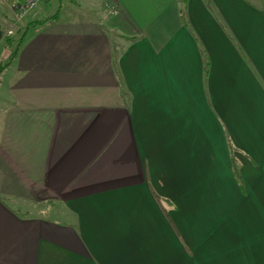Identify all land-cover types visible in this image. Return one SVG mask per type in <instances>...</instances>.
Returning a JSON list of instances; mask_svg holds the SVG:
<instances>
[{
	"label": "crops",
	"instance_id": "0c3cea01",
	"mask_svg": "<svg viewBox=\"0 0 264 264\" xmlns=\"http://www.w3.org/2000/svg\"><path fill=\"white\" fill-rule=\"evenodd\" d=\"M39 7L0 75V264H264V0Z\"/></svg>",
	"mask_w": 264,
	"mask_h": 264
},
{
	"label": "rangeland",
	"instance_id": "374dc122",
	"mask_svg": "<svg viewBox=\"0 0 264 264\" xmlns=\"http://www.w3.org/2000/svg\"><path fill=\"white\" fill-rule=\"evenodd\" d=\"M17 1H21V2H23L24 0H14L13 2H12V5H11V9H12V18L11 19H9V20H7V21H4V23H3V26H4V31H3V33H4V37H11L12 39H13V45H12V47H15V45H16V43H17V41H18V39L22 36V34L24 33V30L22 29V28H20V25L24 22V21H26V20H28V19H30V18H32V14L34 13V12H36V10L38 9V8H40L39 6L41 5V3H42V1L39 3V4H37L32 10H30V12H27V13H25V15H23V16H20L18 13H17V8L15 7V5H16V3H17ZM44 2V1H43ZM32 15V16H31ZM35 15V14H34ZM4 39V38H3ZM3 46H4V49H6L7 51H6V55H8L9 54V51L11 52L12 51V49L13 48H10V49H8L7 47H5V41L3 40ZM9 58V56H7V58H5V60L4 61H6L7 59ZM15 207H17V208H21V205H20V203H17V202H15ZM23 208H25V210L26 209H28V210H30V212H32V213H35V212H39L40 211V209L41 208H39V207H36V206H33V205H27V206H25V207H23ZM45 214L47 215V216H49V217H52V218H55V214L53 215V214H48V212H45ZM230 236H231V238H230V240H228V244L229 245H231V246H233V233H230ZM250 245V241H248L247 243H245V242H243V248L244 249H246L247 250V248L246 247H248ZM233 248V247H232ZM248 255H250V254H248ZM227 256H229V255H227ZM244 256H246V255H244ZM225 259V258H224Z\"/></svg>",
	"mask_w": 264,
	"mask_h": 264
},
{
	"label": "trees",
	"instance_id": "16d2710c",
	"mask_svg": "<svg viewBox=\"0 0 264 264\" xmlns=\"http://www.w3.org/2000/svg\"><path fill=\"white\" fill-rule=\"evenodd\" d=\"M24 37H25V35L22 34V36L18 39L15 47H12L13 39L11 37H4L5 47H7L8 49H10V48H13V49L11 52L9 51V54H8L9 58L6 61L0 60V75L3 73V71L5 69H7L9 66H11L14 58L17 55L18 50L20 49V47L24 41ZM234 174L236 176L237 181L240 183V186H242V188H243L242 178H241L239 170L236 167L234 168Z\"/></svg>",
	"mask_w": 264,
	"mask_h": 264
},
{
	"label": "built area",
	"instance_id": "2783aa9c",
	"mask_svg": "<svg viewBox=\"0 0 264 264\" xmlns=\"http://www.w3.org/2000/svg\"><path fill=\"white\" fill-rule=\"evenodd\" d=\"M47 0H24L23 2L17 1L15 7L17 8V13L20 16L25 15V13L30 12L37 4Z\"/></svg>",
	"mask_w": 264,
	"mask_h": 264
},
{
	"label": "water",
	"instance_id": "95a60500",
	"mask_svg": "<svg viewBox=\"0 0 264 264\" xmlns=\"http://www.w3.org/2000/svg\"><path fill=\"white\" fill-rule=\"evenodd\" d=\"M2 36H3V32L2 30H0V39L2 38Z\"/></svg>",
	"mask_w": 264,
	"mask_h": 264
}]
</instances>
